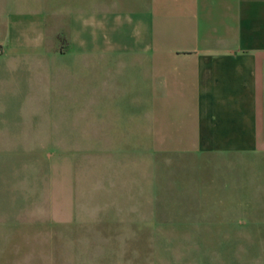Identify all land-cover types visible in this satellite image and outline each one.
<instances>
[{
  "label": "crops",
  "instance_id": "obj_1",
  "mask_svg": "<svg viewBox=\"0 0 264 264\" xmlns=\"http://www.w3.org/2000/svg\"><path fill=\"white\" fill-rule=\"evenodd\" d=\"M40 113L76 213L63 264H264V0H0V160L25 202ZM0 223V264H38L37 218ZM198 239L218 262L127 260Z\"/></svg>",
  "mask_w": 264,
  "mask_h": 264
},
{
  "label": "rangeland",
  "instance_id": "obj_2",
  "mask_svg": "<svg viewBox=\"0 0 264 264\" xmlns=\"http://www.w3.org/2000/svg\"><path fill=\"white\" fill-rule=\"evenodd\" d=\"M47 125L46 113H40L38 143L18 145L16 149L17 157H21L18 167L21 172V182L23 183L27 178L28 185L30 179L32 183L31 190L27 191L28 201L25 202V191L15 180V174L12 173V170L10 171V164L8 162L5 164V159L4 162L0 160V217H36L38 264H63V243H65L62 235L63 221L76 213L71 202L65 200L63 192V174L66 170L63 145L44 142ZM58 131H60V127ZM15 145H0V151L5 149V152L8 153L10 147L16 148ZM3 158H5V154L1 152L0 159ZM9 231H11V227L0 223V233ZM133 243L136 246L133 248L132 254L127 256V260L149 263L206 262L209 248H214V259L215 262H218L220 255L217 249H220L222 245L221 240L208 241L204 239L133 241ZM138 243L148 244V246L146 248L137 247ZM1 247L2 243L0 242ZM122 259L124 257L117 258L118 262H121ZM108 261V256L101 260H95L91 254L82 249L79 257L77 254L71 255L69 262L103 263ZM251 262H254L252 255H247L246 263Z\"/></svg>",
  "mask_w": 264,
  "mask_h": 264
}]
</instances>
